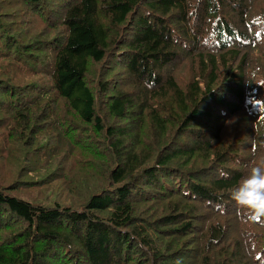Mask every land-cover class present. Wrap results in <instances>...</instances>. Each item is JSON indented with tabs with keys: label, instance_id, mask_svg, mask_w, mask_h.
Instances as JSON below:
<instances>
[{
	"label": "trees",
	"instance_id": "trees-1",
	"mask_svg": "<svg viewBox=\"0 0 264 264\" xmlns=\"http://www.w3.org/2000/svg\"><path fill=\"white\" fill-rule=\"evenodd\" d=\"M259 164L264 0H0V264H264Z\"/></svg>",
	"mask_w": 264,
	"mask_h": 264
},
{
	"label": "clouds",
	"instance_id": "clouds-1",
	"mask_svg": "<svg viewBox=\"0 0 264 264\" xmlns=\"http://www.w3.org/2000/svg\"><path fill=\"white\" fill-rule=\"evenodd\" d=\"M236 204L249 211V218H264V164L251 167L231 193Z\"/></svg>",
	"mask_w": 264,
	"mask_h": 264
}]
</instances>
